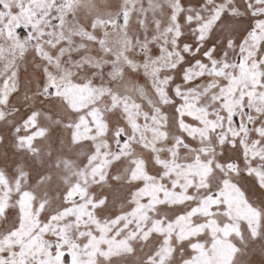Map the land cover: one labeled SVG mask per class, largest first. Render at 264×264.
Instances as JSON below:
<instances>
[{
    "label": "snow or ice",
    "instance_id": "6c2138e0",
    "mask_svg": "<svg viewBox=\"0 0 264 264\" xmlns=\"http://www.w3.org/2000/svg\"><path fill=\"white\" fill-rule=\"evenodd\" d=\"M0 264H264V0H0Z\"/></svg>",
    "mask_w": 264,
    "mask_h": 264
}]
</instances>
